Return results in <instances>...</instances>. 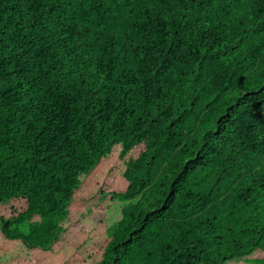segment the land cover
<instances>
[{
  "label": "trees",
  "instance_id": "trees-1",
  "mask_svg": "<svg viewBox=\"0 0 264 264\" xmlns=\"http://www.w3.org/2000/svg\"><path fill=\"white\" fill-rule=\"evenodd\" d=\"M80 200L123 209L95 264H264V0H0V234Z\"/></svg>",
  "mask_w": 264,
  "mask_h": 264
},
{
  "label": "rangeland",
  "instance_id": "rangeland-1",
  "mask_svg": "<svg viewBox=\"0 0 264 264\" xmlns=\"http://www.w3.org/2000/svg\"><path fill=\"white\" fill-rule=\"evenodd\" d=\"M115 155L116 152L102 162L91 178L84 182L81 198H89L103 184L117 191L125 189L122 169L117 167ZM3 211L7 212V208H0V213ZM70 211L69 220L74 225L53 252L22 253V250H17V243L5 241L0 234V264H95L100 261L105 242L123 220V209L119 203L110 200L100 211L97 204L90 206L80 200ZM64 221H68V216Z\"/></svg>",
  "mask_w": 264,
  "mask_h": 264
}]
</instances>
